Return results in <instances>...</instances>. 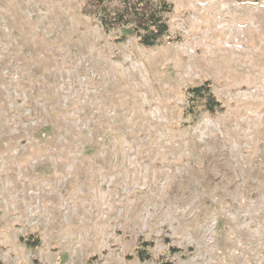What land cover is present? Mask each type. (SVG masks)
Listing matches in <instances>:
<instances>
[{"label":"rangeland","instance_id":"1","mask_svg":"<svg viewBox=\"0 0 264 264\" xmlns=\"http://www.w3.org/2000/svg\"><path fill=\"white\" fill-rule=\"evenodd\" d=\"M168 1L144 48L78 0H0L3 264H264V0ZM205 81L223 111L191 123Z\"/></svg>","mask_w":264,"mask_h":264},{"label":"trees","instance_id":"2","mask_svg":"<svg viewBox=\"0 0 264 264\" xmlns=\"http://www.w3.org/2000/svg\"><path fill=\"white\" fill-rule=\"evenodd\" d=\"M80 13L90 18L93 25H98L105 33L121 31L119 42H126L134 38L137 43L144 48H153L163 43L165 38H169L168 15L173 12L174 5L168 0H78ZM243 1V0H238ZM259 3L263 0H250ZM188 97L184 108L185 117L194 123L203 113L215 116L223 111L221 103L213 93L212 85L205 81L200 86L190 87L186 90ZM47 130V129H45ZM76 133L77 130H76ZM80 133V131H79ZM78 135V134H76ZM80 135V134H79ZM114 133H110L108 139L114 138ZM122 136V135H120ZM130 138V136L128 135ZM51 138L50 136L46 139ZM21 242L31 249H36L40 245L38 237L33 235L21 236ZM148 243L141 238L137 245V256L140 260L150 259ZM2 245L0 243V249ZM177 252V249H172ZM0 264H3L0 261ZM161 264H171L161 262Z\"/></svg>","mask_w":264,"mask_h":264}]
</instances>
